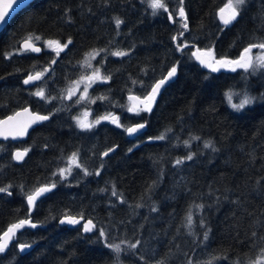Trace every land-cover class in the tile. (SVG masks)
I'll use <instances>...</instances> for the list:
<instances>
[{
	"label": "trees",
	"instance_id": "obj_1",
	"mask_svg": "<svg viewBox=\"0 0 264 264\" xmlns=\"http://www.w3.org/2000/svg\"><path fill=\"white\" fill-rule=\"evenodd\" d=\"M229 1L164 0L168 12H154L150 0H33L11 19L0 32V118L30 106L49 119L23 142L0 141V187L11 192L0 193V236L22 219L38 224L15 236L0 253V264H251L261 257L264 68L213 73L191 55L198 47L232 60L249 44L264 42V0H246L225 26L218 13ZM181 7L187 30L178 22ZM116 18L123 21L119 28ZM29 37L41 46L72 43L56 57L45 48L35 55L21 48ZM178 43L188 47L181 52ZM114 51L129 54L113 56ZM93 52H99L95 64L111 76L90 90L93 114L115 111L124 126L145 122L139 137L108 124L92 131L76 127L77 111L61 97L85 73L81 63ZM49 65L52 71L37 83L46 89L42 99L24 79ZM172 66L176 79L159 92L152 110L126 112L129 96L144 97ZM231 89L246 91L253 102L234 111L226 99ZM161 135L164 140L156 139ZM205 141L216 151L205 148ZM114 146L115 153L102 159ZM17 148L29 149L21 163L13 158ZM73 152L92 174L76 170L61 181L59 168ZM177 159L185 162L176 165ZM53 182L56 187L31 211L27 195ZM113 185L117 197L111 195ZM66 215L92 219L96 230L85 235L81 226L60 225ZM100 228L107 242L98 238ZM109 242L121 244L118 260ZM22 243L35 246L22 254Z\"/></svg>",
	"mask_w": 264,
	"mask_h": 264
},
{
	"label": "snow or ice",
	"instance_id": "obj_2",
	"mask_svg": "<svg viewBox=\"0 0 264 264\" xmlns=\"http://www.w3.org/2000/svg\"><path fill=\"white\" fill-rule=\"evenodd\" d=\"M19 3H20V0H0V23L6 22V18L10 15V10L14 11L15 10L14 6H18ZM245 3H246V0H234V2H232V0H230V2L225 5V7L221 8L219 10V18L225 26L231 24L233 21H235L237 19V17L240 15V12L238 11V9H240L243 5H245ZM149 6L154 10V12L156 10H160V9H163L165 12H168V9L164 3V0H150ZM226 13H227V15H225ZM178 15L183 20V23L181 24L182 29L187 30L189 25L187 23V16H186V13H185V10L183 7H181L179 9ZM169 18L171 19V13H169ZM173 22L175 23V21H173ZM122 23H123V21H121L119 18L115 19V25L117 28H119ZM181 35H183L182 32H181ZM36 39H39V37H36ZM173 39L175 40L176 37H173ZM31 40H32V37H29L28 39H26L24 41V45H23L24 50L25 51H32V52H40L41 49L38 47H35L31 43ZM47 43L49 45H51L54 42L48 41ZM55 43H56L57 49H58L57 54H59V51H63L64 49H66L68 47V45H70L72 43V41H71V39H69L67 41V43H64V44H60L59 41H56ZM186 47H188V45L186 43L183 45L178 43L176 45L177 50H179L181 52H183L184 48H186ZM254 49L264 50V42L249 44L247 47H245L243 49V52L240 55L239 59H235V60H230V59H226V58H222V59H218V60H216L214 58L211 60L205 59V57L211 56V51L210 50L202 51L199 48H196V50L193 51L191 53V55L194 56L197 60H199L200 63L203 64L205 67L210 68L213 72H218V71H220L221 68H230L231 71H233V72H235L237 70V68L244 69L245 71H247L248 69L251 68V69H253V71H255L258 68H264V52H261L260 55H257L255 58V62H253V58L251 56V53L253 52ZM100 51L106 52L107 50L102 49ZM94 54L99 55V52H95ZM128 54L129 53L125 52V51H114L111 53V55L119 56V57L127 56ZM90 55H93V54H90ZM52 63L55 64L56 61L53 60ZM88 67H91V64H89ZM176 73H177V67L172 66L164 78L159 79L156 83H154L153 85L150 86V91H148V93L144 96L143 99H141V97H139V96H129L130 100L138 101L139 104L133 105V107L129 108L128 111L136 112L137 107H139V105H143V110L150 112L152 110V104L154 103V101H155L157 95L159 94L161 88L169 80L174 78ZM39 79H41L40 73H37L36 75H29L28 78L24 80V84H29V83H31L35 80H39ZM82 79L88 81V83L85 85V88H84V93L86 95L87 89L91 83L96 82V80H101L102 82H107V80L111 79V76L109 75V76L100 77L98 75V71H94L90 76L82 77ZM33 95L38 96L42 99L45 98V93L42 90L33 93ZM234 95H239V94L228 92V93H226V99H227L228 104L233 109H235L236 111L242 110L246 105L251 104L253 102V99H254L245 93L242 96V98L240 99L239 103H233L232 101H233ZM61 98H63V97H61ZM99 98L103 99V97H99ZM52 99H55V98H52ZM67 99H72V96L68 95ZM80 100H81V98L78 97L77 100L74 101V103H79ZM89 102L95 103V100L93 99ZM25 112H28V109H25ZM89 114L90 113H86L85 115H89ZM137 114H139V113H137ZM20 115H21V113H16L17 117ZM48 119H49L48 116L34 114L31 116V119L28 122L18 123L16 128H15L14 133L13 132L6 133L5 131H0V135H3L5 139L8 138V135H12L13 139H15L17 136L25 135L27 133L28 127H30L32 124L39 123V122H42V121H45ZM13 120H15V117H8L7 120L0 121V124H8L10 121H13ZM104 120H110L112 123L118 124L119 117H113L111 115L100 116V117L95 119L94 124L86 122V121H84L78 117L76 118L77 126L79 128H81L82 130H85V131H90L95 125L100 124L101 121H104ZM144 127H145L144 123H137L133 127L126 128V131L128 134L131 135V134H135V133L139 132ZM169 131H171V130L169 129ZM156 139L164 140L165 136L161 135V136L157 137ZM191 139L192 140H200V137L192 136ZM183 144L185 146H190V141L185 140V141H183ZM204 147L205 148H211L213 151H216V149H215V147L211 141H205ZM28 151H29V149H25L24 151L18 150L15 152L13 158L18 160V161L23 160V158L28 154ZM112 151H114V149L110 148L107 151H104L102 155L104 157H108L109 153ZM185 159L189 160V161L192 160L193 154H188L185 157ZM185 159H177L175 161V164L181 165L185 162ZM76 161H77V153L73 152L71 154V156L69 157V164L71 165L73 162H76ZM75 166L77 168L81 167L80 163H78V162H76ZM100 167L102 168L103 165L101 164ZM65 173L70 175L71 174V167L59 169V177H60L61 181L67 179V176L65 175ZM83 174L84 175H90L92 173H89L87 168H84ZM94 174L99 175L100 173L97 171ZM54 175H56V173H54ZM9 187H11V186H9ZM55 187H56V183L53 182V183H51L50 187L45 185V186H41V187L36 188V190L34 192L27 195L28 205L30 207H35L38 197H41L42 195H44L47 192H50ZM100 191H105V189H101ZM0 193H7V194L11 195L9 188H6V187H0ZM111 195L113 197L118 196L115 185L112 186ZM121 202H123V201H121ZM136 207H142V205H137ZM197 207L200 209H203L204 205L200 204V205H197ZM157 210L158 209L156 207L152 208L153 212H155ZM82 219H84L83 216H80L79 218L74 217V216H66L65 219L61 220L60 222L61 223L67 222L68 224H71V225H77V224L81 223ZM192 222H193L192 221V215H191V213H189L187 216V226L189 227V229H191V227H192ZM200 224L203 226V224H204L203 219L200 220ZM25 225H30L33 228H35L37 226L36 224L32 223V221L30 219H22L18 223H14L4 233L5 242L0 243V253H3L7 247V242H6L7 238H9L15 230L22 229ZM94 230H96V225L93 223L92 219H88L87 222L83 225V232L91 233ZM97 231H98V238H103L106 242L109 240V237L106 236L105 230L103 228H100ZM209 231H210V229H208L204 232V234H203L204 241L208 240ZM253 235H255V233H253ZM122 243H124V242L122 241ZM139 243H140L139 241H136L135 243L129 244V247L131 249H135V248H137V245ZM107 246L117 254V260H118L119 254L122 251L121 244L109 242V243H107ZM28 247H29V245H27V244H20V250L21 251L27 249ZM189 264H190V262H189ZM251 264H264V252L261 253V258L255 260V261H252Z\"/></svg>",
	"mask_w": 264,
	"mask_h": 264
},
{
	"label": "rangeland",
	"instance_id": "obj_3",
	"mask_svg": "<svg viewBox=\"0 0 264 264\" xmlns=\"http://www.w3.org/2000/svg\"><path fill=\"white\" fill-rule=\"evenodd\" d=\"M229 2H230V1H229ZM229 2H228V3H229ZM232 2H234V0H232ZM238 11H240V9H238ZM177 18H178V22H179V24L181 25V24L183 23L182 18L179 17V15H177ZM47 42H48V41H45V42H44V45H43V47L45 48V50L53 51L55 54H57L58 49H57V45H56V43L53 41L54 43H52L51 45H49ZM60 52H61V51H59V54H60ZM261 52H264V50H261V49H254V50H253V52L251 53V56H252V58H253V62H255V58H256V56H257V55H260ZM94 53H95V52L90 53V54H93V55L88 54V55L85 57V59H84L83 62L81 63L82 66H83V69H84L85 73H84L82 76H80L79 78L75 79L73 82H71L70 85L67 87L66 92L64 93V98H65V95H71V96H72V99H69L67 102H68V104H69L71 107L73 106V107H76V108L78 109V111H77V117L80 118V119H82V120H84V121H86V122H89V123H91L92 120L95 121V119L93 118V117H95V115L93 114V106H92L93 103H90V102H89V101L93 100L92 97H91V95H90V90H91V88H92L95 84H97V83H101L102 81H101V80H96V82L91 83L90 86L88 87V89H87V93H86V95H85V93H84V88H85V85L88 83V81L82 79V77L90 76L94 71H98V75H99L100 77H104V76H106V75L104 74L102 68H101L100 66H97V65L95 64V60H96V58L98 57V55H95ZM59 54H57V55H59ZM213 58L216 59V60H218L217 58H215V56H213V55L211 54V59H213ZM89 64H91V67H88ZM250 69H251V68H250ZM238 70H242V71H244V69H240V68H237V71H238ZM48 71H49V68H48V67H46L44 70H42L43 76H46V75L48 74ZM40 90L44 91V93H45V95H46V92H45L46 90H44V85H43V84L37 86V87L32 91V94L35 93V92H37V91H40ZM228 92L238 93V94H239V95H234V96H233V101H232L233 103H239L240 99L242 98V96H243L245 93L249 96V94H248L246 91H241V92H240L238 89H231V90H229ZM228 92H227V93H228ZM78 97L81 98L80 102H79V103H74V101H76ZM143 98H144V97H141V99H143ZM65 101H66V100H65ZM137 104H139L138 101L130 100V99L128 98V102H127V106H126V112L133 113V114H137V113H139V114H137V115H141L142 113H146V112H148V111H144V110H143V105H139V107H137V109H136V112H130V111H128L129 108H132L133 105H137ZM153 104H154V103H153ZM153 104H152V106H153ZM249 105H250V104H249ZM249 105H246L245 107H247V106H249ZM230 107H231V106H230ZM245 107H244V108H245ZM231 108H232V107H231ZM232 109H233V108H232ZM233 110L236 111L235 109H233ZM240 111H241V110H240ZM236 112H239V111H236ZM86 113H90V114H89V115H85ZM105 115H111V116L117 115V117L119 116L118 124H114V123H112L110 120H104V121H108V122L114 124L115 126H118V125H119V127H120V128H123V129H125V128L127 127V126H124V125L122 124V122H121V115H120V114H117L115 111H108V112L104 113L103 116H105ZM77 117H76V118H77ZM96 118H98V117L96 116ZM76 122H77V121H76ZM76 162H78V161H76ZM76 162H73V163L70 165V164H69V158H67V159L62 163V165H61L60 168H69V167H71V174H72V173L74 172V169L77 168V167L75 166ZM60 168H59V169H60ZM71 174L68 175L67 173H65V175L67 176V178L70 177ZM260 258H261V257H260Z\"/></svg>",
	"mask_w": 264,
	"mask_h": 264
},
{
	"label": "water",
	"instance_id": "obj_4",
	"mask_svg": "<svg viewBox=\"0 0 264 264\" xmlns=\"http://www.w3.org/2000/svg\"><path fill=\"white\" fill-rule=\"evenodd\" d=\"M33 0H20V3H19V5L18 6H14V8H15V10L14 11H11L10 10V15L6 18V22H4V23H0V32H2L3 30H4V28L7 26V24L11 21V19L17 14V13H19L21 10H23L28 4H30L31 2H32ZM225 7V6H224ZM223 8V7H222ZM225 15H227V13L225 14ZM218 16H219V13H218ZM172 17V16H171ZM220 19V18H219ZM222 22V21H221ZM28 39V38H27ZM26 40V39H25ZM25 40H23L22 42H21V47H22V49L24 50V47H23V45H24V41ZM31 43L35 46V47H38V48H40L41 49V51L40 52H32V51H30V52H32L33 54H35V55H40L41 53H42V51H43V48H42V46L41 45H39V44H36L33 40H31ZM196 48H198V47H195L194 48V50L193 51H195L196 50ZM202 51H204V50H202ZM196 59V58H195ZM205 59H209V60H211V56H207V57H205ZM227 59V58H226ZM237 59H239V58H237ZM197 60V59H196ZM232 60H235V59H232ZM199 63H200V61L199 60H197ZM201 64V63H200ZM204 68H206V69H208V70H210V71H212L210 68H207V67H205L203 64H201ZM229 70H231L230 68H221L220 69V71H218V72H213V73H219V72H221V71H229ZM38 73H40V72H38ZM37 73H35V74H30V75H36ZM41 74V78H42V73H40ZM167 74V73H166ZM177 74V73H176ZM29 76V75H28ZM28 76L25 78V79H27L28 78ZM166 76V75H165ZM164 76V77H165ZM164 77H162V78H164ZM162 78H160V79H162ZM176 79V75H175V77L174 78H172L171 80H169L162 88H161V90H160V92H162L169 84H171L174 80ZM40 80V79H39ZM39 80H35V81H33V82H31V83H29V84H25L26 86H32V85H34L36 82H38ZM159 80V79H158ZM157 80V81H158ZM156 81V82H157ZM155 82V83H156ZM132 96H136V95H132ZM25 109H28V112H25ZM16 113H21V115L20 116H16ZM34 114H39V115H44V116H48V115H46V114H42V113H39V112H36V111H33L32 109H31V107L30 106H27V107H24V108H21V109H18L17 111H15L14 113H12V114H9V115H6L5 117H3V118H0V121H5V120H7L8 119V117H15V120H13V121H10L8 124H0V131H5L6 133H8V132H13L14 133V131H15V128H16V126H17V124L18 123H25V122H28L30 119H31V116L32 115H34ZM49 117V116H48ZM113 117H117V115H114ZM46 121V120H45ZM42 122H44V121H42ZM42 122H39V123H34V124H32L30 127H28V129H27V133L25 134V135H23V136H17L15 139H13V137H12V135H8V138L7 139H5L4 138V136L3 135H0V141H8V140H10V141H12V142H17V143H19V142H23V141H25V140H27L28 139V137H29V134H30V132L36 127V126H38L39 124H41ZM141 123H144L145 124V127L143 128V129H141L139 132H137V133H135V134H128L127 133V131H126V133H127V136L129 137V138H134V137H136V136H138V135H140V134H142V133H144V131H145V129H146V123L145 122H141ZM137 123H135V124H132V125H130L129 127H133V126H135ZM111 149H114V151H112V152H110L109 153V156L110 155H112L116 150H117V146H114V147H112ZM24 151L25 149H22V148H17V149H15L14 150V152H13V157H14V154H15V152L16 151ZM27 156V155H26ZM26 156L23 158V160L26 158ZM103 158H106V157H104L103 156ZM15 160V162L16 163H21V162H23V160H16V159H14ZM48 193V192H47ZM47 193H45V194H47ZM44 194V195H45ZM44 195H42V196H44ZM41 196V197H42ZM41 197H38V199H37V201L41 198ZM36 201V202H37ZM32 209H33V207H31V211H32ZM66 216H72V215H66ZM66 216H63V217H61L60 219H59V224L60 225H67V226H69V227H75V226H81L82 227V232H83V225L87 222V220L88 219H82L81 220V223L80 224H77V225H71V224H68L67 222H65V223H61L60 221L61 220H64L65 219V217ZM74 217H76V216H74ZM78 218V217H77ZM19 222V221H18ZM18 222H15V223H18ZM32 223H34V222H32ZM93 223L95 224V222L93 221ZM34 224H36L37 226L35 227V228H37L38 227V224L37 223H34ZM13 225V224H12ZM11 225V226H12ZM96 225V224H95ZM11 226H9L8 228H7V230L11 227ZM26 228H32V229H35V228H33V227H31L30 225H25L22 229H17V230H15L12 234H11V236L9 237V238H7V247H6V249L5 250H7L9 247H10V245L12 244V242H13V240H14V238H15V236L20 232V231H22V230H24V229H26ZM6 230V231H7ZM5 231V232H6ZM4 232V233H5ZM4 233L0 236V243H4L5 242V237H4ZM92 233V232H91ZM83 234H90V233H85V232H83ZM23 244V243H22ZM27 245H29V247L27 248V249H25V250H23V251H21V253L22 254H25V253H27L28 251H30L31 249H33L34 248V244H27ZM19 249H20V245H19Z\"/></svg>",
	"mask_w": 264,
	"mask_h": 264
},
{
	"label": "flooded vegetation",
	"instance_id": "obj_5",
	"mask_svg": "<svg viewBox=\"0 0 264 264\" xmlns=\"http://www.w3.org/2000/svg\"><path fill=\"white\" fill-rule=\"evenodd\" d=\"M22 48V47H21ZM42 48H44L43 46H42ZM57 56V54H55V57ZM52 65V64H51ZM46 67H48L49 68V71H48V73H50L51 71H52V67L49 65V66H46ZM230 71V70H229ZM38 72H40V73H42V71H38ZM38 72H34V73H31V74H35V73H38ZM30 75V74H29ZM44 78V76H43V73H42V78L41 79H43ZM40 79V80H41ZM25 80V79H24ZM39 80V81H40ZM38 81V82H39ZM38 82H36L34 85H32V86H27V87H31L32 88V91L37 87V86H39V85H37V83ZM26 86V85H25ZM46 90V89H45ZM46 92V91H45ZM66 92V90L64 91V93ZM67 96L68 95H65V98H64V95H63V102H64V104H66L67 105V101L69 100V99H67ZM38 97V96H37ZM66 100V101H65ZM32 109V108H31ZM33 110V109H32ZM72 110H74V111H78V109L76 108V107H73L72 108ZM34 111V110H33ZM37 112V111H36ZM104 114H102V115H99V116H97V117H100V116H103ZM49 116V115H48ZM76 117H77V115H75V117L73 118L74 119V122H75V125H76V127L79 129V130H81V131H85V130H82L81 128H79L78 126H77V122H76ZM119 117V116H118ZM94 119H96V116L95 117H93ZM94 120H92L91 121V123H93L94 124ZM138 123H141V122H138ZM105 124H108V125H111L112 127H117V128H120L119 126H115L114 124H112V123H110V122H108V121H101V123L100 124H98V125H95L90 131H92V130H96V129H98L100 126H102V125H105ZM135 124V123H134ZM130 125H132V124H130ZM130 125H128L126 128H128ZM126 128L124 129L125 130V132H126ZM126 135H127V133H126ZM140 135H142V134H140ZM140 135H138V136H136V137H134V138H137V137H139ZM134 138H132V139H134ZM77 153V161H78V163H80V165H81V167L80 168H75L74 169V171H76V170H81V171H83V169L84 168H86L83 164H82V162H81V160H80V155H79V152H76ZM115 153V152H114ZM113 153V154H114ZM72 154V153H71ZM71 154L67 157V158H69L70 156H71ZM103 154V153H102ZM112 154V155H113ZM111 156V155H110ZM110 156H108V157H110ZM108 157H106V158H103V155H102V159H107ZM66 158V159H67ZM72 175V174H71Z\"/></svg>",
	"mask_w": 264,
	"mask_h": 264
},
{
	"label": "bare ground",
	"instance_id": "obj_6",
	"mask_svg": "<svg viewBox=\"0 0 264 264\" xmlns=\"http://www.w3.org/2000/svg\"><path fill=\"white\" fill-rule=\"evenodd\" d=\"M60 100V99H59ZM51 112V111H50ZM75 114V113H74Z\"/></svg>",
	"mask_w": 264,
	"mask_h": 264
}]
</instances>
